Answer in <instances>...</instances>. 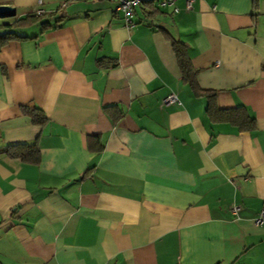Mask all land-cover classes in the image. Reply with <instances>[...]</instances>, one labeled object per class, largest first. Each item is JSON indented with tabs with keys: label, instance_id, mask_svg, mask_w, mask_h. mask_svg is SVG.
Returning a JSON list of instances; mask_svg holds the SVG:
<instances>
[{
	"label": "crops",
	"instance_id": "obj_1",
	"mask_svg": "<svg viewBox=\"0 0 264 264\" xmlns=\"http://www.w3.org/2000/svg\"><path fill=\"white\" fill-rule=\"evenodd\" d=\"M38 3L58 26L0 48V149L40 152L0 154V264H264V0L144 6L130 28L109 0H0V24ZM169 37L214 96L182 80Z\"/></svg>",
	"mask_w": 264,
	"mask_h": 264
},
{
	"label": "trees",
	"instance_id": "obj_2",
	"mask_svg": "<svg viewBox=\"0 0 264 264\" xmlns=\"http://www.w3.org/2000/svg\"><path fill=\"white\" fill-rule=\"evenodd\" d=\"M36 23H39L41 30L52 26L53 27L58 26V21L54 22V24L51 25L49 22L43 21L42 15H35L34 13L28 14L24 18L16 19L10 23L0 24V48L12 39L21 40L28 38L16 34L15 30L20 28H26ZM169 38H170L172 50L174 52L177 61L179 71L181 73L182 80L186 84H188V86L192 89L195 95H206L208 96V98L214 96L212 94H208V92H204L200 90L197 87L194 79L196 70L191 65L190 58L187 53L186 45L183 42L176 40L172 37ZM207 110L210 113L215 111L214 115H217V118H219L220 120L230 121L234 124H237L240 129L251 127L254 121L253 118L247 114L243 106L235 107L232 109L214 110L210 99L208 102ZM24 111L28 114L33 124L42 125L44 123L45 116L40 110L33 109L32 111H29L24 109ZM105 111L107 113H110V107H106ZM121 116L122 115L118 116L116 120ZM0 154L11 158H18L24 163L33 164V165L38 164L40 159L39 147L36 142L30 144L16 143V144L6 145L5 147L0 149Z\"/></svg>",
	"mask_w": 264,
	"mask_h": 264
},
{
	"label": "built area",
	"instance_id": "obj_3",
	"mask_svg": "<svg viewBox=\"0 0 264 264\" xmlns=\"http://www.w3.org/2000/svg\"><path fill=\"white\" fill-rule=\"evenodd\" d=\"M113 2V13L120 16V25L125 28H130L134 25L133 16L136 9L147 6L150 9H166L171 8L173 13H177L179 8L176 6L177 0H109ZM195 0H184V10L191 11L193 9V2ZM34 10L35 15H42L43 9L39 6ZM163 105L179 103L175 94H169L162 99ZM237 207H233L232 211H235ZM255 227L264 228V204H262L257 215L252 220Z\"/></svg>",
	"mask_w": 264,
	"mask_h": 264
},
{
	"label": "water",
	"instance_id": "obj_4",
	"mask_svg": "<svg viewBox=\"0 0 264 264\" xmlns=\"http://www.w3.org/2000/svg\"><path fill=\"white\" fill-rule=\"evenodd\" d=\"M15 14V10L12 7L6 5H0V18L12 17Z\"/></svg>",
	"mask_w": 264,
	"mask_h": 264
},
{
	"label": "rangeland",
	"instance_id": "obj_5",
	"mask_svg": "<svg viewBox=\"0 0 264 264\" xmlns=\"http://www.w3.org/2000/svg\"><path fill=\"white\" fill-rule=\"evenodd\" d=\"M6 19H10V18H0V23H1L2 20H6ZM25 32H26V33H29L30 31L26 29Z\"/></svg>",
	"mask_w": 264,
	"mask_h": 264
}]
</instances>
